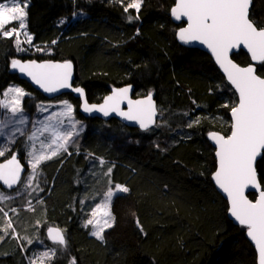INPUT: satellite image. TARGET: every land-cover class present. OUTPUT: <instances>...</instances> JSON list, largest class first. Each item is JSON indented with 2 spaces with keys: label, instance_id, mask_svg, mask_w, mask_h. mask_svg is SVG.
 <instances>
[{
  "label": "trees",
  "instance_id": "trees-1",
  "mask_svg": "<svg viewBox=\"0 0 264 264\" xmlns=\"http://www.w3.org/2000/svg\"><path fill=\"white\" fill-rule=\"evenodd\" d=\"M27 1L32 46L50 52L21 51L15 38L0 34V121L3 92L11 84L31 94L23 102L31 113L48 101L10 72L13 59L71 60L76 84L89 102H101L112 88L132 84L138 96L154 95L160 116L157 128L141 131L116 119H87L79 112V99L62 96L92 128L78 154L72 150L40 166L42 191L36 200H42L30 222L41 223L46 244L57 247L49 264H257L246 227L228 218V203L212 179L216 158L208 134L230 133V111L238 97L209 54L177 41L184 23L171 18L176 0H143L139 19L135 9L124 11L132 0ZM78 12L86 15L72 20ZM250 19L264 29V0H253ZM233 59L243 66L251 63L243 50ZM257 73L264 77V65L257 66ZM23 139L2 160L18 151L25 161ZM85 154L105 158L112 185L129 189L114 196L113 223L101 240L81 225V179L89 167ZM257 170L264 190V161ZM15 200L1 204L2 224L8 222L4 213L17 206ZM22 216L12 219L14 228H21ZM55 224L65 228L63 245L47 237L46 230ZM32 248L24 252L17 238L2 237L0 264H29Z\"/></svg>",
  "mask_w": 264,
  "mask_h": 264
},
{
  "label": "snow or ice",
  "instance_id": "snow-or-ice-1",
  "mask_svg": "<svg viewBox=\"0 0 264 264\" xmlns=\"http://www.w3.org/2000/svg\"><path fill=\"white\" fill-rule=\"evenodd\" d=\"M142 3L143 0H132L125 6L124 11L127 12L129 8L135 9L136 18L139 19ZM27 7V0H12L10 5L7 0L0 3V34L5 38H11L23 32L27 41L30 42L32 37L24 31ZM249 7L250 0H176L175 6L171 9V15L177 21L182 18H186L187 21V26L181 28L178 33L179 40L186 45L198 42L210 50L228 82L238 93V103L231 108L230 134L224 136L213 133L210 136L216 145L215 155L218 158L214 180L219 189L227 195L231 217L240 226L246 227L247 236L255 243L258 250L259 264H264V190L258 182L255 167L258 158L264 161V152H262L264 150V78L256 74L257 68L254 66L255 63L264 65V29L258 30L249 19ZM131 19L132 17H129V20ZM13 23L15 27H6ZM17 44L19 47V41ZM241 45L250 53L253 65L241 67L230 58L232 50L239 49ZM11 66L29 76L46 93L71 87L72 64L70 62L21 63L13 59ZM72 90L84 96L83 89L73 88ZM129 91L130 87L113 90L112 95H109L100 107L96 105L89 107L85 102L83 111L102 112L104 116H108L111 111L125 120L137 122L141 129L147 130L156 115L151 95L146 100L133 101L128 98ZM9 93L13 95L8 103L3 104V107L15 114L21 110L20 102L24 92L19 87H10L3 95L8 97ZM125 100L128 104L127 111L120 108ZM63 108L64 112L56 115L67 117L70 123L65 127L63 134H54L55 139L48 147L55 145V150L50 155H56L60 150L67 151L69 139L79 134L72 116V105L65 101ZM42 111H48V109L44 108ZM26 119L21 117L19 123L24 124ZM47 119L51 120L52 116L49 115ZM60 123L64 125V121ZM4 155L5 150L0 141V157ZM27 155L31 157L30 162L35 173L39 163L45 159V155L43 153L36 155L34 152H27ZM21 171L17 157L13 155L6 163H0V181L11 189L20 181ZM248 188L255 189L259 193L255 202L245 195V190ZM128 191L126 186L115 185V192L109 189L105 204L97 207H107V203L116 193ZM4 215L7 216V213ZM92 215L95 216V210ZM87 224L93 225L95 230L92 235L98 239H103L101 233L104 225L111 226L107 219L104 220L103 225L99 221L94 223L92 219H89ZM8 227H11L10 223ZM48 234L53 243L65 244V239L58 229L50 228ZM43 255L47 257L48 252L45 251Z\"/></svg>",
  "mask_w": 264,
  "mask_h": 264
},
{
  "label": "rangeland",
  "instance_id": "rangeland-1",
  "mask_svg": "<svg viewBox=\"0 0 264 264\" xmlns=\"http://www.w3.org/2000/svg\"><path fill=\"white\" fill-rule=\"evenodd\" d=\"M2 2H5V0H0V3ZM7 2L10 5L12 0H7ZM85 15L86 14L83 12H78L72 20L84 17ZM6 27L12 28L15 27V24H9ZM24 31H26L27 34L32 37V35L27 30V25ZM12 37L15 38L16 44L17 41H19L18 49H23L21 51H25L31 48L34 51H37L38 49L41 50L38 46H32V39L30 42H28L23 32H21L19 35H13ZM41 51L43 53H49L50 49L43 47ZM10 87L21 88L24 92V95L23 97H21V110L15 114L3 107V104L8 103L10 97L13 94L9 93L8 97H5L3 95V98L1 100L2 118L0 121V141H2V147L5 150V155L0 157V160H2L9 153V151L13 150L15 145L18 143V140H20L24 136L22 148L25 153L24 159L27 164L28 171L23 177L19 186L15 190H6L4 188L0 189V206L2 203L6 204L9 200L12 201L14 198L16 199L14 202L18 203L16 207L12 208V210L5 212L7 213L6 218L8 219V222L3 224L2 222H0V236L4 238L8 236H12V238H17L24 252H26L28 248H32V246H34L32 248L31 254L28 256L29 264H49L57 251V247L49 246L46 244L40 230V227L42 226L41 223L38 224L34 221L30 222L31 218H37L39 213L37 206L39 205L36 203L42 200H36L37 198H39L42 191V187H40L38 184L40 166L49 160L56 159L64 155L65 153L71 154L72 150H75L74 152L78 154L81 151L83 137L86 135L87 131L90 130L92 127L89 123L90 120H87L88 118L85 120L80 118V116L78 115V107L73 104L72 101H70L68 98L61 97L56 98L54 100L40 102L37 104L35 111L31 113L30 111L26 110L23 106L24 98L31 94L25 91L21 86L17 84L9 85L4 92H6ZM136 94L138 95L139 93ZM65 101L72 105V116L74 121L76 122V128L78 129L79 134L73 135L69 139V141L67 142V151L60 150L56 153V155H50V153L55 150V145H53L52 147H48V145L51 144V141L55 139L54 134H63L65 127L70 123L67 117L63 115H56L57 113L64 112L63 103ZM44 108H47L48 111H42V109ZM49 115L52 116L51 120L47 119ZM21 117L27 118L24 124L19 123ZM159 119L160 116L158 117V122L156 126L148 131H151L158 127V125L160 124ZM60 121H64V125H61ZM105 126L107 125H105L104 123L100 124V127ZM182 132V130L176 131V133ZM33 133H35V135H33ZM27 152H34L36 155H40L41 153H43L45 155V159H43L39 163L37 169L35 170V173H33L32 170L30 162L31 157L27 155ZM77 156L79 157V155ZM78 157H76V159H78ZM83 161H85L89 167L87 171L83 174L81 179V225L90 231V235L92 237L97 238L96 236L92 235V232L95 230L93 225L87 224V221L89 219H92L94 223L96 221H99L100 224L103 225L104 220L107 219L109 221V224L112 225L113 219L110 212V205L114 196L120 193H116L113 196L111 201L107 203V207H97L98 205L105 204V197L109 189H112L115 192V186L112 185L110 179V163L107 162L105 158L96 157L91 154H85ZM94 210L95 216L92 215ZM12 211L14 212L12 213V215H10ZM22 213L26 215L25 217L22 216L23 225L21 224V228H14L12 219L18 218L19 214ZM106 213L107 215H105ZM24 219H27V222H25V224L23 222ZM9 223L11 224L10 228L8 227ZM53 226L60 227L63 231L65 230V228L61 227L59 224H55ZM108 227L110 226L104 225L103 232ZM103 232L101 233L102 237ZM2 237H0V240ZM45 251L48 252L47 257H44L43 255Z\"/></svg>",
  "mask_w": 264,
  "mask_h": 264
},
{
  "label": "water",
  "instance_id": "water-1",
  "mask_svg": "<svg viewBox=\"0 0 264 264\" xmlns=\"http://www.w3.org/2000/svg\"><path fill=\"white\" fill-rule=\"evenodd\" d=\"M175 3H176V2H175ZM252 5H253V0H250L249 19H250V11H251V9H252ZM174 6H175V4H174ZM174 6H173V7H174ZM173 7H172V8H173ZM171 18H172L173 22L176 23V24L184 23V26H182L181 28L187 26L186 18H182L180 21L175 20V19L172 17V15H171ZM250 20H251V19H250ZM251 21H252V20H251ZM252 22H253V21H252ZM253 24H254V23H253ZM254 26H256V25L254 24ZM256 27H257V26H256ZM181 28H179L178 31H177V33H176V38H177V41L179 42V44H181V45H183V46H185V47H188V48H196V49H200L201 51H203V52L209 54L210 57L212 58V60L214 61V63L216 64V66L218 67V69L220 70V72L222 73V75H223V76L225 77V79L227 80V77H226L225 73H224L223 70L219 67V65L215 62V58L212 56L210 50H208L204 45H201V44H199L198 42H193L192 44H187V45H186V44H183V43L179 40V38H178V33H179V31H180ZM257 29L260 30V28H258V27H257ZM241 50L247 52V49H245L242 45L240 46L239 49H234V50H232V52L230 53V58L233 60V62L236 63L237 65L241 66V67H247V66H249V65H253L254 62H253L252 60H251V63H250V64H248V65H246V66H243V65H240L238 62H236V61L233 59V55H234L235 53H238V52L241 51ZM247 53H248V52H247ZM248 54H249V56H250V58H251L250 53H248ZM16 60H19L21 63H29V62H31V61H36L37 63H64V62H70V63L72 64L71 87H70V88H66V89H61V90H59L58 92H52V93H46V92H44V90H43L42 88H40L39 85H37L35 82H33L32 79H31L29 76H27L26 74L21 73V72L19 71V69H13L12 66H11V64H10L9 70H10L11 73H13V74H17V75L19 76L20 79L25 80V81H27L28 83H30V84L32 85V87H33L36 91L40 92V93H41L43 96H45L48 100H54V99L59 98V97H62V96H64V95L72 94L75 98H77V99L80 100L79 112H80V114H81L83 117H85V118L100 119V120H102V121H110V120H112V119H116V120H118L119 122H121L123 125H125L126 127H129V128H136V129H139V130H141V131H148V130L154 128V127L156 126L157 122H158L159 108H158L157 101H156V99L154 98V95H153L152 93H149V94H147V95H145V96H139V97H136L135 87H134V85H132V84H127V85H124V86H121V87H114V88H112L111 92H110L109 94H107V95L103 98V100H102L101 102H98V103H91V102L88 101V98H87V95H86L85 89H84L82 86L76 84V67H75V64H74L71 60H68V61H59V60H42V61H37V60H29V59H25V60H23V59H16ZM258 65H259L258 63H255V64H254V66H255L256 68H257ZM256 74L259 75L258 73H256ZM259 76H260V75H259ZM260 77H261V78H264V77H262V76H260ZM227 82H228V80H227ZM228 83H229V82H228ZM229 84H230V83H229ZM230 86H231L232 89L235 91L234 87H233L231 84H230ZM124 87H130V91H129L128 98L131 99V100H133V101H136V100H146V99L148 98V96L151 95V98H152V105H153V109H154L156 115H155L154 118H153V123L149 125V128H148L147 130H143V129H141V128L139 127V124H138L137 122H135V121H128V120H125V119H123L122 117L116 115L115 113H112L111 111H110V114H109L108 116H104L102 112H96V111H93V112H84V111H83V108H84V104H85V102H87V104L89 105V107H91L92 105H96L97 107H100L101 105L104 104V102H105V100L107 99V97H108L109 95H112L113 90H115V89H122V88H124ZM73 88H81V89H83V90H84V96L82 97V96H80L77 92L73 91V90H72ZM235 93H236V91H235ZM236 95H237V97H238V93H236ZM237 103H238V102H237ZM120 108H121V110H123V111H127V110H128V104H127V101H126V100L120 105ZM230 119H231V122H232L231 111H230ZM230 132H231V130H230ZM213 133H215V134H219V135H224V136H227V135H225V134H223V133H221V132H219V131H212V132H210V133L208 134V140H209V142L211 143L212 147H213L214 150H215V151H214V155H215V152H216L217 148H216V145H215L214 141L210 138L211 134H213ZM229 134H230V133H229ZM229 134H228V135H229ZM262 152H264V150H262ZM13 155H15V156L17 157V160H18V162H19L20 165H21V169H22V171H21V173H20V181H18L16 184H14V185L12 186L11 189H9V188L7 187V185H4V184H3V181H0V184H1L2 187H3L4 189H6V190H15V189L19 186L21 180L23 179L24 175H25L26 172H27V166L25 165L24 162H22V160H21V158H20V156H19V154H18L17 152H14L9 158L0 161V163H6L7 160L10 159ZM215 158H216V169H215L214 173L216 172V170H217V166H218V158L216 157V155H215ZM259 161H260V160H259V158H258L257 163H256V165H255L256 168H257V165H258V162H259ZM214 173H213V175H212V179H213L214 186H215V188L217 189V191L221 194V196H222V197L227 201V203H228V218H229V219H230L235 225L240 226L239 223H238L237 221H235V219H234L233 217H231V215H230V202L228 201V198H227L226 193H224V192H223L221 189H219V187L216 185L215 180H214ZM257 178H258V182L261 183L260 178H259V175H258V170H257ZM261 189L263 190V188H262V184H261ZM250 194H255V195H256V198H255V199H251V198H250ZM245 195L248 197V199H250V200H252L253 202H255V200L258 199L259 193H258L255 189L248 188V189L245 190ZM50 228H51V229H58V230L60 231V233L63 235L64 239H65V233H64V231L62 230V228L57 227V226H51V227H49L48 229H50ZM48 229L46 230L47 237H48V239H49L51 242H53V241L49 238ZM53 235H55V233H53ZM246 238H247V239L250 241V243L253 245V247H254V249H255V251H256V255H257V264H259V253H258V250L256 249L255 243H254V242H253V241L247 236V231H246Z\"/></svg>",
  "mask_w": 264,
  "mask_h": 264
},
{
  "label": "flooded vegetation",
  "instance_id": "flooded-vegetation-1",
  "mask_svg": "<svg viewBox=\"0 0 264 264\" xmlns=\"http://www.w3.org/2000/svg\"><path fill=\"white\" fill-rule=\"evenodd\" d=\"M136 97H139L137 94H136ZM23 161V160H22Z\"/></svg>",
  "mask_w": 264,
  "mask_h": 264
}]
</instances>
